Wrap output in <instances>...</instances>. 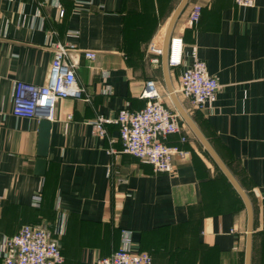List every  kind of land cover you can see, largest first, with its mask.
<instances>
[{"label": "crops", "instance_id": "crops-1", "mask_svg": "<svg viewBox=\"0 0 264 264\" xmlns=\"http://www.w3.org/2000/svg\"><path fill=\"white\" fill-rule=\"evenodd\" d=\"M181 1L0 0V264L4 238L25 224L51 227L61 264H94L111 255L124 230L131 231L132 251L149 252L153 264H264V0L253 7L190 0L169 34L184 39L183 65L156 64L149 44L157 33L167 36ZM194 4L202 11L190 27ZM52 40L97 56H82L77 68L90 100L56 103L41 175L40 120L13 114V92L19 80L48 82ZM193 49L221 85L204 110L193 109L179 91ZM150 79L189 138L175 145L191 157L174 159L172 172L109 153V138L123 149L119 126L107 124L105 138L91 125L100 114L142 109Z\"/></svg>", "mask_w": 264, "mask_h": 264}, {"label": "built area", "instance_id": "built-area-1", "mask_svg": "<svg viewBox=\"0 0 264 264\" xmlns=\"http://www.w3.org/2000/svg\"><path fill=\"white\" fill-rule=\"evenodd\" d=\"M235 2L243 7H253L256 4V0ZM201 11L200 4L193 5L187 20L190 27L198 23ZM64 12L61 10L62 15ZM49 46L53 49L54 57L48 82L38 85L19 80L14 84L12 112L15 116L52 121L59 99L91 98L87 87L77 79V68L82 56L93 61L97 53L82 51L73 43L59 40H52ZM184 49L185 42L181 35H171L166 43L165 36L157 33L149 44L148 53L153 56L152 61L156 64L162 62L166 53L167 65L173 68L183 65ZM191 57V65L180 77L179 91L190 101L193 109L204 110L215 99L221 85L210 74L196 49L192 50ZM140 97L147 100L142 109L123 108L115 118L100 114L91 121L93 131L101 137L109 138L106 125L117 124L123 149L116 150L112 145L118 139L109 138V153H128L151 163L156 172H172L174 159L187 160L191 157V151L180 145H168L165 141L172 134H180V142L183 144L189 138L183 134L179 115L165 106L155 80L146 81ZM3 245L5 249L1 264H61L64 261L60 243L47 224L22 225L17 233L4 238ZM130 246L131 231L124 230L118 249L109 256L97 258L94 264H153L149 252H134Z\"/></svg>", "mask_w": 264, "mask_h": 264}, {"label": "water", "instance_id": "water-1", "mask_svg": "<svg viewBox=\"0 0 264 264\" xmlns=\"http://www.w3.org/2000/svg\"><path fill=\"white\" fill-rule=\"evenodd\" d=\"M190 0H182L180 4L178 5L177 9L175 10L171 21L168 26L167 30V36L165 35V42H168L169 34L171 31V28L178 17V15L182 12V10L186 7V5L189 3ZM163 64L167 66V59H166V53L163 55ZM52 123L48 119H41L40 120V137H39V144H38V151H37V158H36V172L38 174L43 175L45 173V169L47 167V156L49 152V137L51 132ZM201 137V136H200ZM203 139V137H201ZM204 141V139H203ZM223 166V165H222ZM226 171L227 169L223 167ZM231 181L235 185V187L239 190V192L243 195L245 200L247 201L248 205L250 204L249 197L245 190L242 188V186L239 184V182L235 179V177L227 171ZM250 249V247H249ZM250 252V251H249Z\"/></svg>", "mask_w": 264, "mask_h": 264}, {"label": "trees", "instance_id": "trees-1", "mask_svg": "<svg viewBox=\"0 0 264 264\" xmlns=\"http://www.w3.org/2000/svg\"><path fill=\"white\" fill-rule=\"evenodd\" d=\"M172 135H174V134H172ZM171 136V135H170ZM169 136V137H170ZM169 137L166 139V143L168 144V145H175V144H179L180 143V138H179V140H177V141H175L174 143H170V142H168V139H169Z\"/></svg>", "mask_w": 264, "mask_h": 264}]
</instances>
